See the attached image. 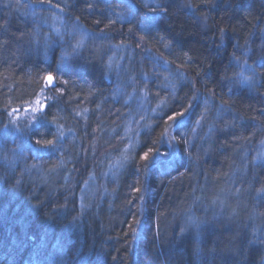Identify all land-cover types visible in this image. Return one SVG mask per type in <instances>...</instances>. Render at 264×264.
<instances>
[{
	"label": "trees",
	"instance_id": "16d2710c",
	"mask_svg": "<svg viewBox=\"0 0 264 264\" xmlns=\"http://www.w3.org/2000/svg\"><path fill=\"white\" fill-rule=\"evenodd\" d=\"M0 264H264V0H0Z\"/></svg>",
	"mask_w": 264,
	"mask_h": 264
},
{
	"label": "snow or ice",
	"instance_id": "6c2138e0",
	"mask_svg": "<svg viewBox=\"0 0 264 264\" xmlns=\"http://www.w3.org/2000/svg\"><path fill=\"white\" fill-rule=\"evenodd\" d=\"M45 80H46V82H47L49 85H53V83H54V76H53L52 74H49V75H47V76L45 77ZM41 107H45V106L41 105ZM183 115H184L183 112H181V113H177L176 115L169 116V119L174 121V120L177 119V116H181V117H182ZM36 142H37L38 144L40 143L39 140H37ZM46 143L50 145V144L52 143V141H47ZM147 158H148V154L145 153V155H144V159H147Z\"/></svg>",
	"mask_w": 264,
	"mask_h": 264
},
{
	"label": "rangeland",
	"instance_id": "374dc122",
	"mask_svg": "<svg viewBox=\"0 0 264 264\" xmlns=\"http://www.w3.org/2000/svg\"><path fill=\"white\" fill-rule=\"evenodd\" d=\"M60 2H61V0H59ZM63 1V0H62ZM65 1V0H64ZM59 12V9H57L56 7H53L52 8V14H54V19H57V13ZM79 29H81L80 27H79ZM82 30V29H81ZM56 32V31H55ZM74 32V31H73ZM57 33V32H56ZM53 34H54V32H53ZM112 49L114 48V47H111ZM110 48V51H112V52H114L115 51V49H111ZM55 77V76H54ZM56 78V77H55ZM49 85V84H48ZM52 86V85H51ZM38 101H40L39 99H37L36 100V105H37V103H38ZM14 140H16V142H18V139L17 138H15ZM19 143V142H18Z\"/></svg>",
	"mask_w": 264,
	"mask_h": 264
},
{
	"label": "bare ground",
	"instance_id": "6f19581e",
	"mask_svg": "<svg viewBox=\"0 0 264 264\" xmlns=\"http://www.w3.org/2000/svg\"><path fill=\"white\" fill-rule=\"evenodd\" d=\"M53 32L56 33L54 28H53ZM111 47H114V46H111ZM111 49H112V48H111ZM113 49H115V47H114ZM113 49H112V50H113ZM110 52H112V51H110ZM112 53H113V52H112ZM53 76H54V75H53Z\"/></svg>",
	"mask_w": 264,
	"mask_h": 264
},
{
	"label": "water",
	"instance_id": "95a60500",
	"mask_svg": "<svg viewBox=\"0 0 264 264\" xmlns=\"http://www.w3.org/2000/svg\"><path fill=\"white\" fill-rule=\"evenodd\" d=\"M53 84H55V77H54V83Z\"/></svg>",
	"mask_w": 264,
	"mask_h": 264
}]
</instances>
